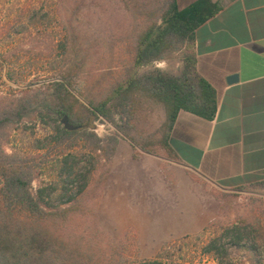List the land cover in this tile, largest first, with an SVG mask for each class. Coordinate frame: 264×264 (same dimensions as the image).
<instances>
[{
	"label": "rangeland",
	"instance_id": "rangeland-1",
	"mask_svg": "<svg viewBox=\"0 0 264 264\" xmlns=\"http://www.w3.org/2000/svg\"><path fill=\"white\" fill-rule=\"evenodd\" d=\"M144 26L124 0H0V109L20 100L27 88L42 87L67 62L79 65L73 91L86 113L90 102L105 99L133 72L136 40ZM184 56L177 51L163 59L170 73H179ZM143 115L146 133L164 120L162 109ZM48 120L49 125L10 124L0 136V156L14 157L62 188L61 151L81 154L88 181L80 210L69 222H58L53 232L61 255L81 263L133 264L172 247L179 263L264 264V184L220 189L163 151L147 153L114 125L97 120L92 130L105 145L111 135H119L110 160L82 134L64 140L58 132L62 121ZM61 141L66 143L58 145ZM43 154L46 158H36ZM81 186L77 182L70 189L77 192ZM36 187L34 182L33 191ZM233 225L243 235L240 244L222 236ZM214 237L223 246L218 257L205 252Z\"/></svg>",
	"mask_w": 264,
	"mask_h": 264
},
{
	"label": "trees",
	"instance_id": "trees-1",
	"mask_svg": "<svg viewBox=\"0 0 264 264\" xmlns=\"http://www.w3.org/2000/svg\"><path fill=\"white\" fill-rule=\"evenodd\" d=\"M124 2L130 13L134 11L145 22L136 40L133 72L105 99L90 102L86 113H82L80 99L73 91L79 65L65 62L59 73L49 77L42 87L27 88L20 100H13L0 109V136L12 123L27 120L49 125L48 119L59 122L67 116L70 123L79 128L74 131L60 128L59 135L64 140H73L82 134L96 153H105L111 160L119 145V135H111L105 145L92 130L94 122L100 120L114 125L118 133L143 151L150 154L163 151L170 159H177L169 139L180 111L207 119H212L217 111L216 92L196 69L194 43L197 29L220 7L212 0H196L185 8H180L178 0ZM177 51L185 54L178 74L160 69L137 70ZM151 109H162L164 120L158 129L146 133L142 127L143 113ZM62 141L58 145L66 143ZM80 155L61 151L62 188L58 181L45 180L33 168L21 166L14 157L0 156V264H92L61 255L58 248L61 244L53 235L58 222H69L80 210L77 204L88 181V173L81 171ZM38 156L46 158L44 154L36 158ZM34 182H37L35 191ZM77 182H82V186L76 192L70 187ZM61 198L64 201L53 205ZM222 236H232L233 243L237 244L243 238L237 225L224 228ZM222 250L221 238H211L205 245V252L216 257ZM175 257L170 247L153 259L133 264H185Z\"/></svg>",
	"mask_w": 264,
	"mask_h": 264
},
{
	"label": "crops",
	"instance_id": "crops-1",
	"mask_svg": "<svg viewBox=\"0 0 264 264\" xmlns=\"http://www.w3.org/2000/svg\"><path fill=\"white\" fill-rule=\"evenodd\" d=\"M196 0H178L185 8ZM196 31V69L215 90L212 119L180 111L169 144L180 162L223 190L264 183V0H212ZM153 68L169 72L166 62Z\"/></svg>",
	"mask_w": 264,
	"mask_h": 264
},
{
	"label": "water",
	"instance_id": "water-1",
	"mask_svg": "<svg viewBox=\"0 0 264 264\" xmlns=\"http://www.w3.org/2000/svg\"><path fill=\"white\" fill-rule=\"evenodd\" d=\"M62 123L64 124V127L67 129V130H70V131H74V130H77L79 127L78 126H75V125H72L69 121V118L67 116H64L63 119H62Z\"/></svg>",
	"mask_w": 264,
	"mask_h": 264
}]
</instances>
